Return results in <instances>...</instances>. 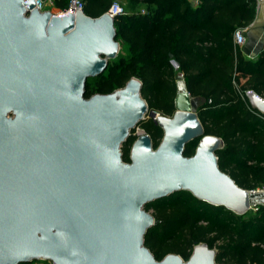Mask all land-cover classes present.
<instances>
[{"label": "water", "instance_id": "1", "mask_svg": "<svg viewBox=\"0 0 264 264\" xmlns=\"http://www.w3.org/2000/svg\"><path fill=\"white\" fill-rule=\"evenodd\" d=\"M34 5L0 0V264H218L205 242L187 259H156L144 244L156 223L144 206L180 190L236 214L264 205V190L219 168L223 140L205 133L181 72L171 116L149 109L136 76L85 97L86 80L119 53L114 16ZM245 95L264 115V96ZM148 117L162 129L159 143L137 135L124 161L122 143Z\"/></svg>", "mask_w": 264, "mask_h": 264}, {"label": "trees", "instance_id": "2", "mask_svg": "<svg viewBox=\"0 0 264 264\" xmlns=\"http://www.w3.org/2000/svg\"><path fill=\"white\" fill-rule=\"evenodd\" d=\"M83 12L97 17L111 0H84ZM68 0H53L65 8ZM130 8L114 17L117 60L109 61L97 77L88 78L85 97L109 93L136 76L149 109L171 116L175 110L176 74L181 72L206 134L219 136V168L237 185L254 189L264 185V115L251 107L245 91L264 96V47L254 58L245 57L233 39L237 28L255 16V0H128ZM140 5H144L141 11ZM125 48V54L120 50ZM177 64L175 68L172 64ZM139 126L157 146L162 129L151 119ZM133 131V130H132ZM132 134L121 148L129 161ZM198 138L185 144L193 154ZM156 223L144 235V244L156 259L177 253L187 259L193 246L205 242L216 248L218 264H264V205L236 214L180 190L147 203ZM30 263L21 264H33Z\"/></svg>", "mask_w": 264, "mask_h": 264}, {"label": "built area", "instance_id": "3", "mask_svg": "<svg viewBox=\"0 0 264 264\" xmlns=\"http://www.w3.org/2000/svg\"><path fill=\"white\" fill-rule=\"evenodd\" d=\"M34 3H35L34 7L37 8L38 10L43 11V10L49 9L52 12V10L49 8V5L53 4V0H34ZM47 6H48V8H47ZM84 6H85L84 0H68L65 8L58 9L56 12H52V13L59 15V16L64 15L66 13H75L76 9L83 11ZM105 12L109 13L111 16H114V17L117 15H120V14H125V10L120 5V3H118L117 1H112ZM233 39H234L235 44H237L238 46L242 45L245 41L243 29L237 28L233 33ZM249 58L252 59L254 57L249 56ZM172 64L175 68L178 67L174 61H172ZM134 129H135V132L138 131L139 126H136ZM135 132L133 130L131 132V134L132 133L134 134ZM141 133H145V132L142 130ZM141 133H139V134H141ZM139 134H137V135H139ZM257 190H261V189L257 188ZM262 190H264V189H262ZM252 209L256 210V206L252 207ZM39 261L41 262L40 264H55L54 262H52L50 260H39ZM39 261L38 260L34 261V264H38L37 262H39Z\"/></svg>", "mask_w": 264, "mask_h": 264}, {"label": "crops", "instance_id": "4", "mask_svg": "<svg viewBox=\"0 0 264 264\" xmlns=\"http://www.w3.org/2000/svg\"><path fill=\"white\" fill-rule=\"evenodd\" d=\"M255 3L256 11L253 20L241 28L245 41L238 47L245 57L257 56L264 47V0H255Z\"/></svg>", "mask_w": 264, "mask_h": 264}, {"label": "rangeland", "instance_id": "5", "mask_svg": "<svg viewBox=\"0 0 264 264\" xmlns=\"http://www.w3.org/2000/svg\"><path fill=\"white\" fill-rule=\"evenodd\" d=\"M112 1H117L118 3H120V5L123 7L124 10H128L130 8V3L128 2V0H111V2ZM47 8H48V6H47ZM49 8L52 10V12H55V11H57L59 9L54 4L49 5ZM139 8L141 9V11H143L144 10V5H140ZM121 53L125 54V48H123L122 50H120V54ZM118 55H119V53H118ZM118 55H117V57L114 60H117ZM191 98H194V97H191L190 96V99ZM194 100L196 101V106L203 102V99L202 98H194ZM134 132H135V129H134ZM141 132H142V129L139 127L138 131H136L134 134L132 133V136H136L137 134H139ZM124 146L125 145H124V142H123L121 148H123ZM126 146L130 147V144L129 145L126 144ZM257 188L262 190V189H264V185H259V186L255 187L254 189H257ZM163 198H166V197H163ZM147 211H149L150 213H152V210L151 209H149ZM37 263L40 264L41 262L39 261ZM33 264H34V262H33Z\"/></svg>", "mask_w": 264, "mask_h": 264}, {"label": "bare ground", "instance_id": "6", "mask_svg": "<svg viewBox=\"0 0 264 264\" xmlns=\"http://www.w3.org/2000/svg\"><path fill=\"white\" fill-rule=\"evenodd\" d=\"M179 101L182 102V103H185V104L187 103V98H186L185 93H184L183 90L179 91Z\"/></svg>", "mask_w": 264, "mask_h": 264}]
</instances>
